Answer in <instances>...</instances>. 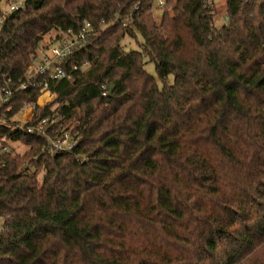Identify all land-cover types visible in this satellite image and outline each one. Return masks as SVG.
I'll return each mask as SVG.
<instances>
[{"label":"trees","instance_id":"obj_1","mask_svg":"<svg viewBox=\"0 0 264 264\" xmlns=\"http://www.w3.org/2000/svg\"><path fill=\"white\" fill-rule=\"evenodd\" d=\"M155 1L4 13L0 0V91L15 92L0 111V264H264V0H225L220 18L214 0H164L157 15ZM84 20L67 76L19 88L57 42L44 37ZM46 84L56 106L37 103ZM54 117L48 134L79 144L47 155L27 130Z\"/></svg>","mask_w":264,"mask_h":264},{"label":"built area","instance_id":"obj_2","mask_svg":"<svg viewBox=\"0 0 264 264\" xmlns=\"http://www.w3.org/2000/svg\"><path fill=\"white\" fill-rule=\"evenodd\" d=\"M165 1L160 0L159 9L163 8ZM25 7V0H13L9 1L7 8L4 10V13H9L15 11V9L24 8ZM3 21V15L0 16V24ZM81 29L78 33L74 34L72 29L65 31L63 34L57 38V42L49 47L43 54L38 57H33L32 65L27 69L25 73V78L21 81L19 88L26 89L30 85L33 84L34 78L38 75H49L52 78H64L67 76V71L62 65L66 58L72 53V51L85 43L88 42V35L93 30V24L90 21L84 20L82 23ZM77 68V65L73 66V69ZM48 84H46L42 89V94L48 92L50 95L52 92L48 90ZM1 100H0V111L3 109V113L6 110L12 109L9 105L11 102V98L15 94L13 90L7 85H3L1 87ZM107 92H104V95ZM38 103V101H37ZM30 108V107H29ZM31 109V108H30ZM28 113V116L25 118V109L19 113V115L13 119H18L19 123L18 127H25L26 122L30 121L33 118V113ZM30 115V116H29ZM59 117H54L52 120L50 119H41L35 125L30 126L28 128V133L34 136L40 137L45 136L47 137V143H45L42 147L43 153L47 155H53L55 152H69L74 147L79 144V139L74 136L70 129L62 130L59 127H55L52 130V136L48 134L49 129L51 128L52 124L57 122ZM0 146H3L2 142L0 141ZM5 151H9L7 146L4 147Z\"/></svg>","mask_w":264,"mask_h":264},{"label":"rangeland","instance_id":"obj_3","mask_svg":"<svg viewBox=\"0 0 264 264\" xmlns=\"http://www.w3.org/2000/svg\"><path fill=\"white\" fill-rule=\"evenodd\" d=\"M10 0H3V2H1V7L3 10H5L7 8V5H8V2ZM13 1V0H11ZM159 3H160V0H156L155 1V14L157 15L158 12L162 14V10L159 9ZM214 3L216 5V8H217V15L216 16H219L218 18H220L223 14H224V10H225V7H226V3H225V0H214ZM57 32H50L49 35H46L43 39V43L42 45L48 43L49 42H56L55 40L57 39ZM138 40L140 41L141 38L138 36L137 39H127L124 44H125V47L127 49H131V48H137L139 47L138 45ZM47 44V45H48ZM44 52V51H43ZM146 70L151 72L152 74L155 75L157 81L159 82V84H161V81L158 79V75H157V71H155V65L153 62L151 61H148V63L146 64ZM173 76L171 75L168 80H167V83L168 84H172L173 83ZM55 99H56V96L52 93L51 95L48 93V92H45L44 94H42L39 98H38V104L39 105H49L52 104L54 106H56V103H55ZM31 112L30 114L33 113V109L29 108V107H26L25 108V115L24 117L26 118L28 116V113ZM30 116V115H29ZM24 149V147H22V150ZM0 225H1V220H0Z\"/></svg>","mask_w":264,"mask_h":264},{"label":"water","instance_id":"obj_4","mask_svg":"<svg viewBox=\"0 0 264 264\" xmlns=\"http://www.w3.org/2000/svg\"><path fill=\"white\" fill-rule=\"evenodd\" d=\"M109 89H110V92H111V93H112L113 90H114L113 86H110Z\"/></svg>","mask_w":264,"mask_h":264}]
</instances>
